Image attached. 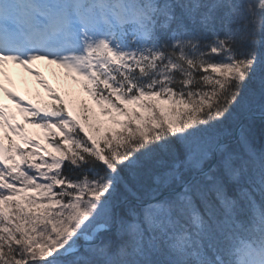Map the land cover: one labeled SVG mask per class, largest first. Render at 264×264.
I'll return each mask as SVG.
<instances>
[{
	"label": "snow or ice",
	"instance_id": "6c2138e0",
	"mask_svg": "<svg viewBox=\"0 0 264 264\" xmlns=\"http://www.w3.org/2000/svg\"><path fill=\"white\" fill-rule=\"evenodd\" d=\"M9 62L52 102L5 87ZM0 78L53 149L0 102V264H264V149L224 130L256 115L253 83L264 119V0H0ZM121 188L137 204L118 211Z\"/></svg>",
	"mask_w": 264,
	"mask_h": 264
},
{
	"label": "rangeland",
	"instance_id": "374dc122",
	"mask_svg": "<svg viewBox=\"0 0 264 264\" xmlns=\"http://www.w3.org/2000/svg\"><path fill=\"white\" fill-rule=\"evenodd\" d=\"M31 67L37 69L40 73H42L43 78L47 80V82L61 95L65 96L66 100H71L73 105L78 108L79 103L81 101L87 102L97 113L98 119L103 122L102 127H112L118 128L119 125H114L111 123L110 118L108 116H103L100 114L99 107L95 104V102L88 96L86 92L83 91L81 85L73 81L71 77L66 73V70L56 64H49L47 61H36ZM17 69L18 67L11 64L10 68H7L8 75L14 81L15 86L7 84L5 80V87L12 88L13 91L19 93V95L24 96V103L27 104L29 100L37 101V98L45 97L50 98L49 93L43 87V85L39 82L35 75L26 72L20 65V70H12ZM22 69V70H21ZM24 73H28L23 75ZM26 77V78H25ZM2 79V78H0ZM259 99V98H258ZM13 101V100H12ZM14 102V101H13ZM15 103V102H14ZM130 107H135L134 105ZM14 112H17V120L21 124L24 125V129L27 134L34 140L40 142V144L44 145L48 151H53L50 145V140L45 139L48 135L47 130L39 127H35L32 123H24L22 116L18 113L16 109V104L13 107H10ZM137 111H141L137 109ZM119 119H125L124 117H118ZM259 121V120H255ZM236 122L234 117L230 118L226 121L225 126L231 128L233 124ZM55 131V130H53ZM215 135V133H210ZM208 136V133L206 134ZM59 139V137H57ZM13 139H17L18 143L22 142L18 137H13ZM23 145V144H22Z\"/></svg>",
	"mask_w": 264,
	"mask_h": 264
},
{
	"label": "trees",
	"instance_id": "16d2710c",
	"mask_svg": "<svg viewBox=\"0 0 264 264\" xmlns=\"http://www.w3.org/2000/svg\"><path fill=\"white\" fill-rule=\"evenodd\" d=\"M246 95L251 100V102L253 104V107H255V104L259 102V99H258L259 98V85H258V83L251 84L249 86V88L246 89ZM47 102L51 103L52 101L49 100ZM234 116H235V119H239L242 116V114L237 113ZM258 124H259V128H258V126L256 124L252 128L249 127V129H250L249 135H250V138L252 140L253 146L257 150H260V149H264V120L261 119V121H258ZM217 131H220V129H218ZM215 132H216V130H209V131L205 132L203 135L205 137L211 139L214 135L210 134V133H215ZM207 133H208V136H206ZM177 150H179V146H177ZM134 187H135V185H134ZM120 191H121V197H120L121 202L123 200H125V197H126V199L129 198L130 200L127 203L122 204L120 206L119 211H123L125 208H127L129 206H135L136 205V203L133 202V200H135V198H133L128 193L124 192L123 188H121ZM105 235L107 236L109 234H105ZM111 238L114 241L116 239L115 236H112Z\"/></svg>",
	"mask_w": 264,
	"mask_h": 264
},
{
	"label": "bare ground",
	"instance_id": "6f19581e",
	"mask_svg": "<svg viewBox=\"0 0 264 264\" xmlns=\"http://www.w3.org/2000/svg\"><path fill=\"white\" fill-rule=\"evenodd\" d=\"M13 65H15V66H17L18 68L17 69H13V70H20V68H19V65L18 64H13ZM22 70V69H21ZM25 74H28V73H24L23 75H25ZM26 78V77H25ZM0 98H2L3 99V102H6V104H8V105H12V102H11V100L10 99H8L4 94L0 97ZM38 142V141H37ZM40 143V142H39Z\"/></svg>",
	"mask_w": 264,
	"mask_h": 264
}]
</instances>
